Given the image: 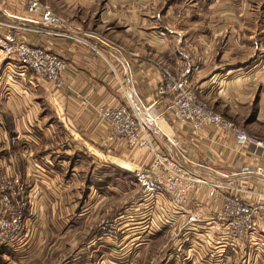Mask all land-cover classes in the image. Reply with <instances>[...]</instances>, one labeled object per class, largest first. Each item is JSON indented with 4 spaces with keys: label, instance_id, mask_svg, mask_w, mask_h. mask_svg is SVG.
<instances>
[{
    "label": "crops",
    "instance_id": "obj_1",
    "mask_svg": "<svg viewBox=\"0 0 264 264\" xmlns=\"http://www.w3.org/2000/svg\"><path fill=\"white\" fill-rule=\"evenodd\" d=\"M39 1L63 16L66 23L45 25L53 34L26 32V39L67 61L61 72L63 83L54 86L32 74L18 75L12 67L4 66L6 60L0 54V171L18 175L29 201L24 215L26 237L20 247L24 253L30 243H37L35 252L40 253L38 243L48 235L49 224H56L57 238L62 247L66 245L63 223L69 218V207L74 208L83 176H89L85 182L93 191H106L98 192L93 205L105 212L112 208L107 191L122 186L120 181L128 175L113 167L110 160L118 158L122 163L138 158L107 141L106 125L94 115L93 107L123 101L124 87L134 106L150 104L162 113L158 121L162 132L154 131L159 148L189 169L216 177L232 174L242 187L264 192V178L253 171L254 164L264 163L262 148L239 145L233 136L212 124L193 131L188 123L175 120L167 106L168 96L154 95L160 65L174 72L186 68L200 98L244 130L251 121L247 108L255 86L264 79V33L256 40L262 29L242 23L240 12L233 13L238 21L233 17L232 24L226 26L218 17L224 15L223 10L197 8L186 0H147L148 6L146 0ZM215 13L221 23L210 22ZM13 14L34 17L36 12L16 0H0V19L14 20ZM3 31L0 25V33ZM113 44L122 48L119 55L129 64L130 82L120 74ZM111 67L119 71L123 88ZM258 116L253 121L262 124ZM201 191H196V199L201 198ZM240 195L245 200L253 197L249 192ZM119 199L126 200L123 195ZM260 201L264 207V197ZM121 213L125 215L119 217L117 236L126 241L140 236L134 228L145 229L141 208L127 205ZM94 218L98 223L99 218ZM173 227L158 231L167 233L175 246L182 236ZM186 236L191 241L196 238L194 232ZM101 237L100 233L89 238V255L112 251ZM125 244H121V252ZM200 250L204 256L201 264H264V236L260 235L244 245H213Z\"/></svg>",
    "mask_w": 264,
    "mask_h": 264
},
{
    "label": "built area",
    "instance_id": "obj_2",
    "mask_svg": "<svg viewBox=\"0 0 264 264\" xmlns=\"http://www.w3.org/2000/svg\"><path fill=\"white\" fill-rule=\"evenodd\" d=\"M16 1L36 14L34 17L13 14L14 20L0 19L4 28L0 33V54L18 75L28 73L54 86L61 85V72L67 61L42 45L29 42L26 32L53 34L44 26H62L65 18L39 0ZM113 50L117 57L110 54L118 63L120 74L130 82L129 64L119 55L121 46L113 44ZM111 68L123 88L124 80L120 79L119 71ZM123 90V101L115 105L96 104L93 113L106 125L107 141L123 146L138 158L126 168L137 185L128 207L141 208L142 225L157 230L174 226L181 231V240L187 242L191 240L186 235L194 232L203 247L244 245L255 242L258 235L264 236V207L260 201L264 192L242 187L232 174L220 173L216 177L189 169L159 148L154 131L162 132L158 126L162 113L150 104L134 106L125 87ZM154 95L156 98L168 96L167 106L175 120L188 123L193 131H198L203 124H212L233 136L237 144H252L264 150L263 138L248 134L200 98L188 69L174 72L160 65ZM253 171L264 178V163L254 164ZM200 188L201 198L196 199L195 193ZM242 192L252 194V199L245 200L240 195ZM26 197L16 177L0 174V242L23 244L26 237L24 209L29 206ZM121 215L125 213L105 219L108 224L105 234L115 233Z\"/></svg>",
    "mask_w": 264,
    "mask_h": 264
},
{
    "label": "rangeland",
    "instance_id": "obj_3",
    "mask_svg": "<svg viewBox=\"0 0 264 264\" xmlns=\"http://www.w3.org/2000/svg\"><path fill=\"white\" fill-rule=\"evenodd\" d=\"M186 1H190L197 8L208 7L210 11L214 10V12L223 10L222 13L224 15L218 16L215 13L210 22L221 23L220 19L223 18L226 26L232 24L233 13L237 12L238 14L240 12L242 23H251V28H254L252 24H256V30L262 29V32L257 33V35L255 34L256 40H261V34L264 33V0ZM146 6H148L147 0ZM217 16L220 18L219 20H217ZM236 16L234 18L238 21V17ZM4 66L8 68L6 62H4ZM12 72H15L14 67ZM247 112V118L251 121L246 123L247 125L244 127L245 132L264 138V79L258 80V84L255 86V94L252 96ZM257 113H259L258 118L262 119L260 121L262 124H257L253 121ZM117 160L118 158L111 159L112 163L110 164L113 167L126 171L128 176H123V180L120 181L122 186L118 185V187L110 188L107 191L108 194H111L113 200L112 208L108 212L103 211L101 208L98 210V207L93 205L95 204V196L99 195L98 192L106 191L103 189H97L98 192L93 191L89 182H85V178H89V176H83L79 184L80 190L75 193L74 208L69 207V218L63 223L64 230H66V238L63 242L66 245L62 247L59 242L60 240L57 238L56 224H49L48 235L43 237L38 243V245L41 244L39 254L35 252L34 247L37 243L35 245L30 243L27 246L29 251L24 253V250L20 248L23 246L22 243L13 242L6 244L0 242V264H201V260L204 257L200 250L202 245L196 238L191 242L179 239V243L173 246L167 233L165 234V232H160L153 228L145 227L143 230L140 227L134 228V231H137L140 236L127 240L128 242L126 238L117 236L119 228L115 230V233H110L111 235L105 234L106 227L108 226L105 219L119 215L123 207L129 206L137 190L133 174L129 169H126L131 167L134 158L130 160L124 159L123 162L125 163H119ZM0 174H5L10 178L16 177L17 182L20 184L18 175L14 173L1 170ZM114 178L116 179L117 175L114 174ZM121 195L126 200L120 201L119 197ZM26 209L27 207L24 209V215ZM95 216L99 218L98 223H95ZM100 233L103 236L101 238L109 242L108 248L111 247L112 251L109 249L108 253L98 256L94 254L89 255L86 243L89 242V238ZM123 243L127 244L123 246V249H125L121 252V244ZM79 247H83V249L78 250ZM126 247L128 248L127 250ZM80 251L82 254L77 256L80 254ZM191 259H193L192 262Z\"/></svg>",
    "mask_w": 264,
    "mask_h": 264
},
{
    "label": "bare ground",
    "instance_id": "obj_4",
    "mask_svg": "<svg viewBox=\"0 0 264 264\" xmlns=\"http://www.w3.org/2000/svg\"><path fill=\"white\" fill-rule=\"evenodd\" d=\"M171 137V136H170Z\"/></svg>",
    "mask_w": 264,
    "mask_h": 264
}]
</instances>
